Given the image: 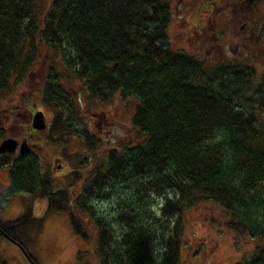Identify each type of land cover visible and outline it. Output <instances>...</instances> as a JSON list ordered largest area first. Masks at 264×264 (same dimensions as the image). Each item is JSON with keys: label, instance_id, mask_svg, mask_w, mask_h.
<instances>
[{"label": "trees", "instance_id": "1", "mask_svg": "<svg viewBox=\"0 0 264 264\" xmlns=\"http://www.w3.org/2000/svg\"><path fill=\"white\" fill-rule=\"evenodd\" d=\"M172 3L52 0L44 12V0H0V102L40 66L35 92L55 115L51 135L84 139L82 102L68 86L77 84L85 101L108 105L120 93L138 101L132 124L142 141L111 150L75 201L54 189L33 152L0 156L10 180L0 198V237L21 247L30 264H38L27 249L44 219L28 207L4 220L17 194L68 215L88 242L91 222L99 264H181L185 212L214 202L229 230L262 242L236 264H264V75L247 96L258 80L254 67L209 68L174 50ZM121 190L125 197L109 219L95 199L105 205Z\"/></svg>", "mask_w": 264, "mask_h": 264}, {"label": "rangeland", "instance_id": "2", "mask_svg": "<svg viewBox=\"0 0 264 264\" xmlns=\"http://www.w3.org/2000/svg\"><path fill=\"white\" fill-rule=\"evenodd\" d=\"M51 2L52 0H44V12ZM172 4L174 12L168 30L170 46L176 51L193 56L209 68L227 66L228 63L254 67L258 80L252 82L250 90L245 94H255L260 87L258 82L264 75V30H256L257 25L264 24V11H255L256 27H251L250 30L256 33V39H248L247 33L241 32L239 26L228 22V44L225 45L226 54L223 53L225 56L222 58L221 51L212 48L217 47V44L213 45L204 33L207 29L206 32L210 35L216 33L223 41V24H215L214 31L204 28L201 33L203 41L200 43L198 31L206 11H192L194 0H173ZM213 20L217 19L214 17ZM242 40L248 43L243 53L241 48L237 51L236 47L243 45ZM39 69L1 100L0 143L7 138L29 143L33 154L39 159L41 172L54 177V189L66 190L70 200H73L83 192L92 173L105 162L111 150H122L125 146H135L142 141L132 124L138 101L133 96L125 97L121 93L108 105L96 100L85 101L86 95L79 92L83 90L77 84H72L67 89L74 98L82 102L80 123L90 136L84 139L76 136L65 139L52 136L50 128L55 115L44 105L40 94L35 92L40 86ZM36 111L44 112L49 124L45 131L37 132V136L33 135L31 126L32 116ZM17 156L18 153L15 157ZM8 175V168L0 170V198L8 189L3 184L10 185ZM122 192L124 191L121 190L120 195L115 194L105 205L103 199H95L97 205L103 206L110 215L109 219L112 218V210L117 207V203L125 197ZM164 202V199H156V204ZM28 207L33 208L36 218L44 219V229L33 234L34 244L28 245L27 249L38 264H99L96 256L97 231L91 222L86 226L91 237L88 242L75 235L68 215L49 212L45 200L35 199L27 194L8 198L3 218L8 221L16 220ZM227 221L224 209L214 202L198 203L187 210L183 216L181 264H236L250 258L262 242L232 232L226 226ZM0 262L30 264L19 247L5 237H0Z\"/></svg>", "mask_w": 264, "mask_h": 264}, {"label": "flooded vegetation", "instance_id": "3", "mask_svg": "<svg viewBox=\"0 0 264 264\" xmlns=\"http://www.w3.org/2000/svg\"><path fill=\"white\" fill-rule=\"evenodd\" d=\"M194 4L195 6L193 7L192 11H200V13L201 11H206L203 24L200 25L199 27L200 31H198V39L200 43L201 41H203L201 33L204 28L208 27L209 29L214 31L215 24L217 23L223 24L224 32L222 33L223 34L225 33V37H224L225 41L224 39L223 41H221L220 39L222 37H218L216 33H212L210 35L209 32H206L207 29L205 30V33H204L207 35V37L209 38V41H211L213 45L217 44L216 45L217 47H212V48H215L219 52L221 51L222 58L226 54L225 49H227V47L225 45L228 44V22L230 25L236 24L237 26H239L241 32L244 31L247 33L248 39H256V33L252 32L250 29L251 27H253V29L256 27L257 20L255 18V11H261V10L264 11V0H194ZM176 10L178 11V9ZM214 17L217 20H213ZM260 29L264 30L263 23L260 25H257L256 30L260 31ZM210 37H212V39H210ZM242 42H243L242 46L236 45V47H237V51H239V49L241 48L242 53H243L247 49L248 43L245 40H242ZM220 61H222V59ZM228 65L243 66L244 64L240 65L238 63H228ZM32 123H33V118L31 120V126H32ZM32 129H33V135L36 134L37 136L38 130L34 129L33 127ZM17 141L19 143V146L23 142L20 140H17ZM30 149H31V146H30ZM30 152H32V149ZM17 153L19 154V150H17L14 153V155H16ZM53 181H54V177H53ZM9 186L10 185L3 184V187L5 188L6 187L8 188ZM75 199L76 198H74V201Z\"/></svg>", "mask_w": 264, "mask_h": 264}, {"label": "water", "instance_id": "4", "mask_svg": "<svg viewBox=\"0 0 264 264\" xmlns=\"http://www.w3.org/2000/svg\"><path fill=\"white\" fill-rule=\"evenodd\" d=\"M33 128L40 131H44L47 128L45 115L43 112H36L33 116ZM19 149V154L25 156L30 153L31 149L26 141H24L20 146L16 139L7 138L0 143V156L4 154L15 153ZM21 248V247H20ZM25 253V251L21 248ZM30 260V259H29ZM31 261V260H30ZM32 262V261H31Z\"/></svg>", "mask_w": 264, "mask_h": 264}]
</instances>
